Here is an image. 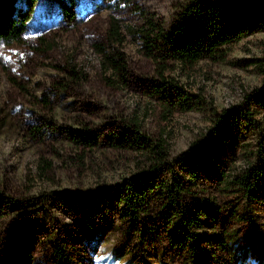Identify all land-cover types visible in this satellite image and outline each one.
<instances>
[{
  "label": "rangeland",
  "instance_id": "374dc122",
  "mask_svg": "<svg viewBox=\"0 0 264 264\" xmlns=\"http://www.w3.org/2000/svg\"><path fill=\"white\" fill-rule=\"evenodd\" d=\"M199 1L206 0H37L23 42L0 47V264H25L21 248L30 251V264H56L57 240L91 264L182 263L159 217H146L141 240L116 207L97 200L137 172L136 153L124 145L133 117L142 132L157 135V79L140 53L137 31L148 19L168 32L183 20L187 5ZM110 17L118 21L127 60L121 86L105 82L109 72H101L94 49L109 46ZM224 52L223 61H200L186 85L181 73H173L200 94V104L169 119L172 160L199 146L213 108L237 107L264 88L258 71L264 72V32ZM250 108L264 112L256 104ZM234 131L226 135L227 148ZM239 131L244 141L255 142L246 127ZM212 170L207 162L198 193L223 206L214 225L237 234L232 252L213 250L214 264H264V191L261 205L249 206L236 191L219 192ZM236 205L241 217H232ZM147 228L158 235H146ZM201 234L213 232L206 227Z\"/></svg>",
  "mask_w": 264,
  "mask_h": 264
},
{
  "label": "trees",
  "instance_id": "16d2710c",
  "mask_svg": "<svg viewBox=\"0 0 264 264\" xmlns=\"http://www.w3.org/2000/svg\"><path fill=\"white\" fill-rule=\"evenodd\" d=\"M36 2L0 0V47L23 42V33ZM144 22L143 30H138L137 34L142 41L140 53L152 62L157 79L153 91L158 94L157 135L149 137L142 132L140 122L133 117L124 145L136 153L137 172L105 190L97 201L101 206L116 207L118 217L130 231L138 233L141 240H144L142 227H146V217L152 214L159 217L167 243L182 253L181 264L218 263L213 250L232 252L231 245L237 234L235 229L214 225L223 206L212 197L199 195V174L205 171L207 162L211 163L219 192L236 191L249 206L261 205L264 112L250 107L256 104L264 111V88L245 96L237 107L220 111L213 108L214 119L199 146L172 160L169 119L176 111L187 112L200 104V94L190 90L191 85L189 89L181 85L173 73H181L186 85L200 61H223L226 47L264 32V6L239 0H206L187 5L183 20L168 32L152 20ZM119 29L118 21L110 17L106 36L109 46L94 45L99 68L103 73L109 72L104 80L111 86L126 84L127 60L122 52L123 37ZM0 67L4 68L1 62ZM258 71L261 75L264 73L261 68ZM208 105L211 106V102ZM243 127L255 134L254 143L242 139L239 129ZM232 131L228 151L226 135ZM239 210L240 206L236 205L232 217H241L237 214ZM206 227L213 232L212 236L201 234ZM145 234L158 235V232L147 228ZM52 252L56 264H91L76 258L75 251L59 240ZM20 255L27 258L25 264H30L28 249L21 248Z\"/></svg>",
  "mask_w": 264,
  "mask_h": 264
},
{
  "label": "water",
  "instance_id": "95a60500",
  "mask_svg": "<svg viewBox=\"0 0 264 264\" xmlns=\"http://www.w3.org/2000/svg\"><path fill=\"white\" fill-rule=\"evenodd\" d=\"M242 1L244 3H251V4H255V5H260V6H264V0L260 1V0H239Z\"/></svg>",
  "mask_w": 264,
  "mask_h": 264
}]
</instances>
